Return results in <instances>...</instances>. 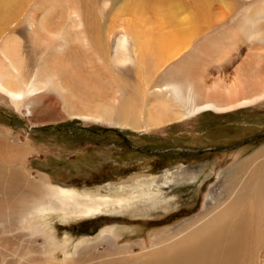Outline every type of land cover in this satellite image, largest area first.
Returning <instances> with one entry per match:
<instances>
[{
    "label": "bare ground",
    "instance_id": "1",
    "mask_svg": "<svg viewBox=\"0 0 264 264\" xmlns=\"http://www.w3.org/2000/svg\"><path fill=\"white\" fill-rule=\"evenodd\" d=\"M0 100L35 126L78 118L144 134L263 103L264 0H0ZM11 143L0 139V264H53L57 216L162 201L148 181L109 198L33 179L30 151ZM216 183L209 207L149 247L107 234L113 256H95L100 242L62 263L264 264V145Z\"/></svg>",
    "mask_w": 264,
    "mask_h": 264
},
{
    "label": "rangeland",
    "instance_id": "2",
    "mask_svg": "<svg viewBox=\"0 0 264 264\" xmlns=\"http://www.w3.org/2000/svg\"><path fill=\"white\" fill-rule=\"evenodd\" d=\"M122 134L133 146L147 145L152 150L169 147L170 155L164 159L155 153L104 147L122 139ZM0 137L30 151L22 162L25 172L33 179H38V173H44L57 186L106 197L137 195V191L131 189L132 183L139 187L147 181L153 184L154 190L160 186L164 191L162 201L154 205L142 198L129 207H121V213L54 218L52 224L58 245L48 249L47 259L61 264L64 258L76 256V246L101 244L102 236L107 234L114 235L118 249L129 248L137 253L139 245L149 247L164 230L201 213L209 205V192L218 178L264 145V102L221 115L207 112L199 119L191 118L172 127L141 134L78 118L35 126L24 109L15 110L0 100ZM228 145L234 147L200 155L180 151L182 147L204 149ZM196 166L202 167L192 169L197 171L196 175L180 176L182 170L191 169L185 167ZM123 182L128 183L121 184ZM105 243L109 244L104 242L95 256L112 255L110 244Z\"/></svg>",
    "mask_w": 264,
    "mask_h": 264
},
{
    "label": "flooded vegetation",
    "instance_id": "3",
    "mask_svg": "<svg viewBox=\"0 0 264 264\" xmlns=\"http://www.w3.org/2000/svg\"><path fill=\"white\" fill-rule=\"evenodd\" d=\"M116 132H120L116 130ZM142 134V133H141ZM115 137V136H114ZM118 138V135H117ZM95 143H101L100 141H96ZM97 147H101L100 145H96ZM122 146V147H121ZM105 148H110L113 150H123V149H133L137 150L139 152H147V153H155L156 155H160L161 158H167L170 155V148L165 147V148H160V149H151L150 146L147 145H137L133 146L132 144L130 145V142L126 140L125 135L122 134V139L118 138L117 140H113V142L108 143ZM230 147H234L233 145H228V146H212V147H207L204 149H198V148H192V147H182L180 148V151L185 152L187 154H202L203 152H213V151H220V150H228L231 149ZM120 150V151H121ZM191 150V151H190ZM103 152H108V150H104ZM84 154V153H82ZM185 168H191V169H201V166H196V167H185Z\"/></svg>",
    "mask_w": 264,
    "mask_h": 264
}]
</instances>
